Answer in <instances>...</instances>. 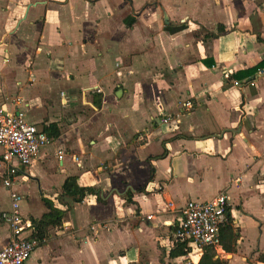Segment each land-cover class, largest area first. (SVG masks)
I'll return each mask as SVG.
<instances>
[{"label":"crops","instance_id":"obj_1","mask_svg":"<svg viewBox=\"0 0 264 264\" xmlns=\"http://www.w3.org/2000/svg\"><path fill=\"white\" fill-rule=\"evenodd\" d=\"M263 59L264 0H0V102L60 131L13 185L25 219L62 210L23 264H197L175 225L222 191L237 240L217 255L264 264V69L234 78ZM4 171L0 149V214ZM72 176L95 191L74 201Z\"/></svg>","mask_w":264,"mask_h":264},{"label":"built area","instance_id":"obj_2","mask_svg":"<svg viewBox=\"0 0 264 264\" xmlns=\"http://www.w3.org/2000/svg\"><path fill=\"white\" fill-rule=\"evenodd\" d=\"M14 103L17 109L10 111L0 102V149L1 160L5 166L2 182L8 188L10 197L9 210L0 214L1 220L9 229V240L0 249V264H23L32 251L44 241V238L40 240L33 236L35 226L22 216L20 203L23 196L13 189V185L20 167L29 166L40 149L50 143L51 138L26 120L25 112L21 109L25 104L19 97ZM182 106L190 109L192 102L186 100L182 102ZM170 120L169 117L162 119L164 123ZM63 154L59 151L58 158L62 159ZM228 206V197L224 191L204 201L188 200L175 225V239L186 242L187 246L195 249L209 245L220 254L223 252L220 227L227 220ZM91 228L95 230L93 225Z\"/></svg>","mask_w":264,"mask_h":264},{"label":"trees","instance_id":"obj_3","mask_svg":"<svg viewBox=\"0 0 264 264\" xmlns=\"http://www.w3.org/2000/svg\"><path fill=\"white\" fill-rule=\"evenodd\" d=\"M264 69V59L254 68L247 69L246 71L238 72L234 78L238 80H244L245 78L252 77L258 70ZM43 131L52 139L59 136L60 131L57 125L51 123L45 127ZM95 189L91 187H82L77 183L76 177H68L62 185V192L72 196L74 201L79 202L83 197L90 192H94ZM48 211L44 213L41 218L33 220L35 226L34 236L40 240L44 238L46 230L49 226L59 225L61 223L62 210L56 208L50 201L45 200ZM228 210V209H227ZM227 220L220 227V240L222 247L226 253H231L235 250L237 235L232 225V218L229 212H226ZM200 258L197 264H228L227 259L219 257L212 246L203 245L201 247ZM190 247L187 246L186 242L176 240V244L171 251V256H181L190 253ZM264 259V257H259Z\"/></svg>","mask_w":264,"mask_h":264},{"label":"water","instance_id":"obj_4","mask_svg":"<svg viewBox=\"0 0 264 264\" xmlns=\"http://www.w3.org/2000/svg\"><path fill=\"white\" fill-rule=\"evenodd\" d=\"M121 93H122V91H121V90H118L116 95H117V96H120Z\"/></svg>","mask_w":264,"mask_h":264}]
</instances>
